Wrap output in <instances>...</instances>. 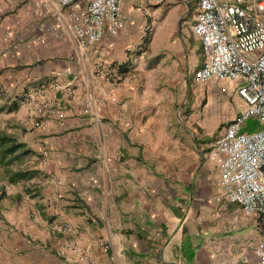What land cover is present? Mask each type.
Returning a JSON list of instances; mask_svg holds the SVG:
<instances>
[{
	"label": "crops",
	"instance_id": "obj_1",
	"mask_svg": "<svg viewBox=\"0 0 264 264\" xmlns=\"http://www.w3.org/2000/svg\"><path fill=\"white\" fill-rule=\"evenodd\" d=\"M121 1L125 30L81 50L55 0H0L6 103H20L27 122L35 106L63 115L19 141L38 176L13 194L0 185V264H88L79 251L92 264H252L264 221L215 201L218 176L207 157L240 115L226 99L239 98L234 87L223 95L221 122L207 103L215 79L193 83L205 60L191 32L194 0ZM63 71L58 82L80 79L69 96L51 87ZM84 95L107 100L83 115ZM208 119L216 121L209 131Z\"/></svg>",
	"mask_w": 264,
	"mask_h": 264
},
{
	"label": "built area",
	"instance_id": "obj_2",
	"mask_svg": "<svg viewBox=\"0 0 264 264\" xmlns=\"http://www.w3.org/2000/svg\"><path fill=\"white\" fill-rule=\"evenodd\" d=\"M68 9L67 22L77 47L86 49L103 36L115 38L125 30L126 18L121 12V0H89L81 6L78 0H55ZM195 17L191 32L201 43L205 60L193 76L195 85L215 79L217 91L207 97V103L217 109L211 117L223 122L220 109L223 95L232 87L239 98L240 115L228 123L212 141L208 160L216 166L220 199L238 206L245 216L260 215L264 221V0H194ZM41 6H39L40 8ZM38 11V9L36 10ZM63 71L51 87L66 96L80 84L74 76L68 84L58 82L67 76ZM107 77V76H106ZM240 85H235L236 82ZM104 98L84 95L78 99L83 115H89L97 102ZM33 128H43L53 116L62 118V112L50 106H35ZM253 118L260 129L246 132L241 124ZM44 154V153H43ZM68 248L62 247L63 256ZM79 261L92 264L83 252H77ZM252 264H264V241L253 248Z\"/></svg>",
	"mask_w": 264,
	"mask_h": 264
},
{
	"label": "trees",
	"instance_id": "obj_3",
	"mask_svg": "<svg viewBox=\"0 0 264 264\" xmlns=\"http://www.w3.org/2000/svg\"><path fill=\"white\" fill-rule=\"evenodd\" d=\"M6 97L5 93L0 91V101L3 102L0 104V113L16 112L20 103L16 100L6 103ZM253 126L256 130L260 129L257 124ZM253 126L249 125V128ZM31 156L32 151L24 143L19 142L10 133L0 131V185L16 186L36 178L39 174L36 170L19 168L23 160ZM30 192L29 189H23L24 195H29ZM0 197H4L3 186L0 187Z\"/></svg>",
	"mask_w": 264,
	"mask_h": 264
},
{
	"label": "rangeland",
	"instance_id": "obj_4",
	"mask_svg": "<svg viewBox=\"0 0 264 264\" xmlns=\"http://www.w3.org/2000/svg\"><path fill=\"white\" fill-rule=\"evenodd\" d=\"M200 87L203 89V86H200ZM209 87H210V90H213L214 88H216L214 83H210ZM233 96L235 97V92L233 93ZM226 102L227 103H239V101L238 100L236 101L233 97L231 99H226ZM1 103H3V102L0 101V104ZM218 103H222V100H220V102H218ZM18 117H19L18 109L16 112L10 113V114H6L4 112L0 113V131L10 133L15 138H17L18 141H21V140H25V136L28 133H30L31 130L33 129L32 125H33L35 120L32 122H27L26 120L19 119ZM214 119L213 120L208 119L207 123H203L204 126L206 125L205 128H207L208 131L215 127L216 121H214ZM249 125H252V126L256 125L255 119L250 118V119L244 121L241 124L242 130H244L246 132H251V131L256 130L254 126H253V128H249ZM218 132H219V130L217 132H215V136ZM31 163H32V161H31L30 157L29 158L27 157L23 160V162L21 163L19 168L28 169L31 167V165H32ZM26 185H30V183H27ZM20 187L21 186H19V185H16V186L5 185V190H7L9 194H13Z\"/></svg>",
	"mask_w": 264,
	"mask_h": 264
}]
</instances>
